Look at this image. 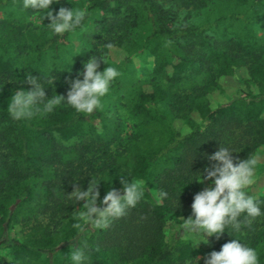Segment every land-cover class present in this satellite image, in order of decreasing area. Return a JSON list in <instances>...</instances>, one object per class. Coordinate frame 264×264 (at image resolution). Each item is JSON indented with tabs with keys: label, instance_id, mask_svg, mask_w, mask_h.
<instances>
[{
	"label": "trees",
	"instance_id": "1",
	"mask_svg": "<svg viewBox=\"0 0 264 264\" xmlns=\"http://www.w3.org/2000/svg\"><path fill=\"white\" fill-rule=\"evenodd\" d=\"M21 4L0 0V251L11 256L0 264H71L75 240L85 248V264H193V257L234 238L257 248L264 264V216L193 249L182 230L208 155L221 145L234 157L253 158L264 146V0H84V27L92 24L76 54L72 32L53 34L47 19L34 26L28 18L37 13ZM183 9L200 11L201 18L180 19ZM112 47L126 57L111 59ZM144 53L153 56L150 78H125L132 56ZM91 55L120 73L102 109L86 115L61 105L31 119L10 117V96L30 87L22 83L26 75L40 77L47 95L66 96V78H75ZM240 70L249 92L215 101L223 80ZM91 178L100 181L101 198L110 187L122 193L125 178L142 180L145 195L107 228L81 233L75 211L83 201L72 205L67 194L74 185L86 189ZM252 195L264 201V193ZM15 225L22 240L10 237Z\"/></svg>",
	"mask_w": 264,
	"mask_h": 264
},
{
	"label": "clouds",
	"instance_id": "2",
	"mask_svg": "<svg viewBox=\"0 0 264 264\" xmlns=\"http://www.w3.org/2000/svg\"><path fill=\"white\" fill-rule=\"evenodd\" d=\"M53 4H60L58 10L51 7ZM21 7L37 13L34 16L37 23L44 24L43 21L47 19L46 25L55 35L83 28L88 16L87 5L65 7L61 0H22ZM72 57L69 64L72 63ZM101 62L106 64L102 57L91 55L83 62L82 71L77 70L75 78H66L69 85L66 96L47 95L48 87L40 77L26 75L22 83L30 87H21L13 92L8 100L7 112L13 120L22 121L52 113L61 105H68L77 113L86 115L102 109V98L109 94L120 73L116 67L107 64L101 70ZM53 81L49 79L50 83ZM190 131L186 129L185 134ZM233 153L229 147L220 145L217 151L208 155L210 163L200 171L201 178L196 180H208L209 183L194 195L191 214L182 220L185 239L191 240L192 249L201 242L207 243L209 237L219 239L229 226L232 231L240 232L242 225L250 227L257 217L264 216V208L261 207L264 201L249 192V188L256 182L260 166L255 158L239 159ZM99 183L91 178L86 189L74 185L73 190L67 194L72 205L83 201L75 211L81 233L88 227L107 228L112 220L127 215L128 210L134 208L145 195L142 180L125 178L121 181L122 193L110 187L101 198ZM167 196V192L159 193V197ZM69 247L71 264H85L87 255L80 242L75 240ZM193 259L194 264H197L199 258ZM204 264H261V260L257 248L234 238L224 243L218 251L208 253L204 257Z\"/></svg>",
	"mask_w": 264,
	"mask_h": 264
},
{
	"label": "rangeland",
	"instance_id": "3",
	"mask_svg": "<svg viewBox=\"0 0 264 264\" xmlns=\"http://www.w3.org/2000/svg\"><path fill=\"white\" fill-rule=\"evenodd\" d=\"M77 2H80L79 6H83L84 0H77ZM37 15V14H35ZM28 18L29 21L33 23L34 26L40 27L42 24L37 23L34 19V16ZM1 16V14H0ZM180 19H186L189 22L197 23L199 19L201 18V12L197 11L195 9H183L178 14ZM92 24V21H89L85 27H83L81 30H77L75 32H72L68 36L69 41V47H70V53L76 54L83 50V40L82 35ZM264 33V28L259 29V34ZM109 56L111 59H113L116 62H119L123 60L126 57V53L118 48V47H112L109 51ZM131 70L128 73H124L123 76L126 78L132 77L136 80L146 81L150 78V71L153 66V56H151L148 53L144 54H135L132 56V62L129 65ZM106 67V65H104ZM246 71L240 70L237 72L236 76L227 78L223 80V91L216 93L213 96V99L217 102H223L230 100L234 97L238 96H244L246 95L250 88L247 87L245 83L246 78ZM130 85L126 84L124 85L125 88H128ZM252 91H255V89H251ZM264 116V114H263ZM130 124L128 123V126ZM177 127L180 128L181 124L177 123ZM129 130V127H127ZM253 158H255L258 162V165L260 166L257 170V179L256 182L249 188L250 194H263L264 193V146L260 147L254 154ZM209 181L203 180L200 182V188L203 190L204 187L208 185ZM176 220L172 219L167 223V230H170L175 225ZM24 232L22 231V227L20 225H15L10 229V237L16 240H22L23 239ZM199 245L206 246L207 243L201 242ZM197 245V246H199ZM196 258H199L197 260V264H204V257L203 256H197ZM0 260L1 261H9L11 260L10 253L7 249H3L0 251ZM192 263L194 264V259L192 260Z\"/></svg>",
	"mask_w": 264,
	"mask_h": 264
}]
</instances>
